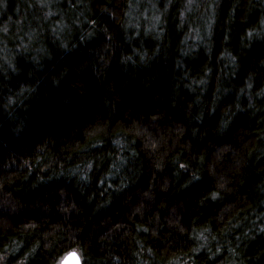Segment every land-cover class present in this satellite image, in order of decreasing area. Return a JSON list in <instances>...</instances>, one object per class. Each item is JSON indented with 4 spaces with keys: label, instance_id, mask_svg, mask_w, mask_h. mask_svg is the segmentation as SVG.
<instances>
[{
    "label": "clouds",
    "instance_id": "9594fccd",
    "mask_svg": "<svg viewBox=\"0 0 264 264\" xmlns=\"http://www.w3.org/2000/svg\"><path fill=\"white\" fill-rule=\"evenodd\" d=\"M0 264H264V0H0Z\"/></svg>",
    "mask_w": 264,
    "mask_h": 264
}]
</instances>
